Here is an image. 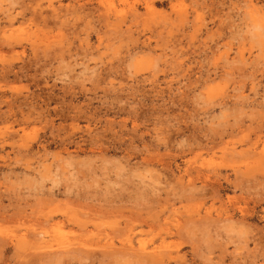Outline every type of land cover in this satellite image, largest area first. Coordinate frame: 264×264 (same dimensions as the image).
I'll list each match as a JSON object with an SVG mask.
<instances>
[{
  "label": "rangeland",
  "instance_id": "374dc122",
  "mask_svg": "<svg viewBox=\"0 0 264 264\" xmlns=\"http://www.w3.org/2000/svg\"><path fill=\"white\" fill-rule=\"evenodd\" d=\"M263 157L264 0H0V264H264Z\"/></svg>",
  "mask_w": 264,
  "mask_h": 264
},
{
  "label": "bare ground",
  "instance_id": "6f19581e",
  "mask_svg": "<svg viewBox=\"0 0 264 264\" xmlns=\"http://www.w3.org/2000/svg\"><path fill=\"white\" fill-rule=\"evenodd\" d=\"M184 2H185V1H184ZM174 3H175V2H174ZM151 4H152V3H151ZM170 4H171V3H170ZM150 6L153 7V5H150ZM177 6H179V5H177ZM151 7H150V8H151ZM173 7H175V6H173ZM110 8H111V7H110ZM110 8H109V9H110ZM112 8H113V7H112ZM147 8H149V7L147 6ZM147 8H146V9H147ZM150 8L147 9V10L151 11ZM114 9H115V7H114ZM151 9L153 10V8H151ZM176 9H177V8H176ZM253 9H254V8H253ZM179 11H180V10H179ZM109 13H111V12H109ZM117 15H118V14H117ZM259 156H260V155H259ZM263 158H264V157H263ZM259 159H260V158H259ZM260 162H261V161H260ZM257 164H258V163H257ZM237 166H238V165H237ZM197 171H198V170H197ZM197 171H196V172H197ZM199 171H200V170H199ZM205 173H206V172H205ZM198 174L200 175L201 173H198ZM201 175H203V174H201ZM207 175H208V172H207ZM205 176H206V175H205ZM210 176H211V175H210ZM201 178H202V177H201ZM207 178H208V177H207ZM197 179H198V178H197ZM205 179H206V178H205ZM205 179H204V181H205ZM201 180H202V179H201ZM206 180H207V179H206ZM215 183H216V182H215ZM206 184H208V183H206ZM210 185H211V184H210ZM213 187H214V186H213ZM194 193H195V191H194ZM159 228H160V227H159ZM205 229H206V228H205ZM157 230H158V229H157ZM169 231H170V230H169ZM201 232H202V230H201ZM44 234H45V233H44ZM44 234L42 233V235H44ZM202 234H203V232H202ZM128 238H130V237L128 236ZM128 240L130 241V239H127L126 241H128ZM58 241H59V240H58ZM129 241H128V242H129ZM128 242H127V243H128ZM132 242H133V241H132ZM83 243H85V242H83ZM130 243H131V242H130ZM85 244H87V243H85ZM110 244H111V243H110ZM120 244H122V243H120ZM126 245H129V244H126ZM138 245H139V244H138ZM132 246H133V244H132ZM136 246H137V245H136ZM123 247H124V244H123ZM131 248H133V247H131ZM129 249H130V248H129ZM134 249H136V248H133V250H134ZM138 249H141V250H147V247H146L145 245H142V246L140 245ZM154 249H155V248H154ZM136 250H137V249H136ZM141 250H140V251H141ZM155 250H157V249H155ZM155 250H153V252L156 253V256L159 255V253H158L157 251H155ZM131 251H132V250H131ZM160 251H161V250H160ZM135 252H136V251H135ZM151 252H152V251H151ZM167 252H168V251H167ZM164 253H165V252H164ZM138 254H139V253H138ZM138 254H137V255H138ZM139 255H140V254H139ZM151 255H152V254H151ZM163 255H164V254H163ZM143 257H144V256H143ZM147 257H148V256H147ZM162 257H164V256H162ZM165 257H166V256H165ZM170 257H171V256H170ZM151 259H152V258H151ZM153 259H156V258L154 257ZM154 261H155V260H154ZM160 261H161V260H160ZM165 263H166V262H165ZM165 263L163 262V264H165Z\"/></svg>",
  "mask_w": 264,
  "mask_h": 264
}]
</instances>
